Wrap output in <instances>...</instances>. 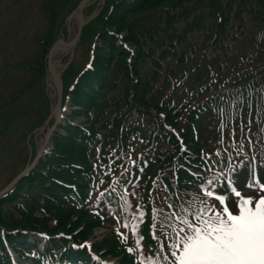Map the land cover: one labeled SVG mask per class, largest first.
Masks as SVG:
<instances>
[{
  "label": "trees",
  "instance_id": "1",
  "mask_svg": "<svg viewBox=\"0 0 264 264\" xmlns=\"http://www.w3.org/2000/svg\"><path fill=\"white\" fill-rule=\"evenodd\" d=\"M57 1L52 4L57 7L52 11V21L61 11ZM65 1L59 0L61 7ZM164 1H111L94 38L101 35L103 46L112 47L113 53L108 57L103 52L94 53L89 67H85L86 60L74 73L68 68L62 74L63 83L71 74L65 90L71 105L80 109L71 110L63 133L55 136L53 150L0 197V233L4 232L19 256L32 264L91 263L85 251L73 250L65 239L54 235L70 234L79 244L93 228L117 223L103 212L108 209L103 199H108V194L115 198L116 194H103L99 189L109 175L116 173L111 181L120 177L122 159H115L111 153L101 154L121 149L118 144L128 139L127 129H136L137 137L133 150L123 158L128 160L132 152L134 159L143 155L147 174L175 172L186 157L197 162L210 186L226 174L242 193L248 192L250 181L253 186L257 180L264 184V0H196L169 13L155 14ZM178 3L175 0L171 7ZM131 20L138 22L130 27ZM123 29L124 40L134 45L141 63L142 59L151 63L155 60L162 67L158 75L150 72L134 76V65L127 63L124 48L108 45L110 41L115 43L112 36ZM192 30L201 32V45L191 46L197 44L189 35ZM179 40H188L189 45L177 48ZM170 44L172 50H168ZM147 116L148 121L143 122ZM78 117L82 120L74 124ZM176 131L189 151L182 156ZM175 173L179 176L176 183L166 180L173 193L165 194L160 186L151 188L148 181L138 188L139 196L123 205L135 211L138 219L146 220L141 226H126V250L114 237L96 245L100 252L118 257L119 264H132L139 255H132L129 249L135 248L139 254L143 245L150 257L166 259L175 244L171 242L184 228V211L191 224L196 216L205 219L211 213L207 209L213 207L187 184L188 173L180 169ZM222 185L226 188L224 180ZM154 201L161 205L155 219L147 218L148 209L134 208L136 203L151 207ZM5 208L8 210L3 211ZM92 209L99 210L100 215L90 214ZM43 212L49 218L36 216L45 215ZM148 220H157L160 238L156 243L148 235ZM81 223L83 229L78 232L75 229ZM13 230L47 232L51 239L45 254H33L26 237L19 232L10 234ZM2 246L0 237V264H11Z\"/></svg>",
  "mask_w": 264,
  "mask_h": 264
},
{
  "label": "rangeland",
  "instance_id": "2",
  "mask_svg": "<svg viewBox=\"0 0 264 264\" xmlns=\"http://www.w3.org/2000/svg\"><path fill=\"white\" fill-rule=\"evenodd\" d=\"M79 1L80 0H66L64 6L61 7V3L59 4L58 0L57 6H59L58 9L61 11L57 12L58 18L52 21V11L57 9V7L52 4H55L56 0H0V190L8 184L7 182L13 174L20 173L23 168L29 164V161L35 154V148L39 149L41 147L44 137L43 132L41 133L38 130L34 136L30 134V139L27 138V135L42 118L49 117L50 111L55 108L57 101L56 93L50 86L52 83L47 79L45 57L51 45L57 40L59 41V39H62L65 42L70 40L69 38L71 36H69V29H71L70 25L73 23L76 27L77 16L73 14V12ZM111 1L112 0H89V3L83 9L81 34L74 46L72 57H70V47L69 49L68 47L64 48L65 51L58 56L61 65L70 58L69 63L65 66L64 72L70 68L71 73H74L80 66L82 67L85 61L88 60L87 58L91 55L92 49H94V53L97 55L103 52L107 57L109 54L113 53L114 50L112 51V47L107 45L103 46L105 41H102V38H100L102 37L101 35L100 37L94 38L96 36V31L102 27L101 17L103 18L106 14L107 6ZM157 1L151 0V3L154 4ZM172 3H175V0L164 1L158 7L155 14H162L166 12L165 10H169L167 11L169 13L170 10H176L180 5L186 3L195 4L196 0H179L178 5L175 4L171 7ZM137 22L138 21L133 22V20H131L129 22L130 27ZM74 29L72 31H74ZM71 33L73 34V32ZM107 34L109 36L114 35L110 32H107ZM189 35H192L197 40V44L191 46L201 45L202 36L199 30H192ZM73 36L75 35L73 34ZM125 36L126 30L123 29L117 36H112L115 43L110 41L108 45L114 46L115 44V46L127 48H124L125 54H127V63H133L135 69L134 76H138L139 74V76H141L142 74H149L150 72L158 75L162 67L156 65L154 63L155 60L151 63L149 59H142L141 63L140 54L137 56L136 48L134 45L124 40ZM93 43L96 45L92 46ZM188 45V40H179L176 46L177 48H183ZM172 48L173 45L170 44L168 50H172ZM175 52L176 50L171 51V54H175ZM115 58L120 61V58ZM129 59L130 61H128ZM41 63L43 65H41ZM64 72L62 74H64ZM65 78V83H63L61 89V106L65 105L63 102L67 100V96H65L67 94L65 85L70 81L71 74ZM75 109L80 108L66 103V109L64 111L66 115L65 118H69L71 110L73 111ZM81 118L82 117H78L74 121L80 122L82 120ZM144 118L149 119L148 116ZM64 121L65 120H61L60 126L64 125ZM58 133H63L60 128L54 132L51 139L48 140V145L46 146L47 150L50 148L53 150L54 136H58ZM29 146L31 148H29ZM110 157L111 156L107 159H110ZM110 172H113V170H110ZM115 174L109 175L107 177L109 179L104 183L102 182L103 186L99 189L100 192H103L111 182V177H114ZM132 188L133 186L130 185V189ZM262 194H264V192L261 191L254 194H251V192H241V196L253 197L254 199ZM205 196L212 200L210 207H213L216 211L222 210L223 205L219 208L216 207L219 201H217L214 196H208L207 194H205ZM238 199L239 198L235 196L229 201L227 206H229L230 210L232 202ZM123 202V197L117 196L105 205L108 209H104L103 211L107 219L118 220L116 224H111V227L106 225L102 227L97 226L92 229V233L88 238L81 241V243H86L89 248H92L94 254L99 256L102 261L105 260L106 264H119V261L118 257L111 255L105 256V252H100L97 249L96 245L98 243L101 244L104 238L109 240L116 237L119 245L121 244L124 250H126L123 244L124 238L121 232L120 220H125V217L129 216L121 210ZM136 204V206L140 205V203ZM155 208L156 204L153 202L151 205L153 212ZM6 210L8 209H3V211ZM118 210L120 211L116 212ZM43 213L45 215H39V213L36 216L40 218L49 216L46 215L45 212ZM90 214L95 216L100 215L99 210L94 211L93 209L90 211ZM211 215L212 212L207 215V219ZM75 216L76 215L71 216V218L73 217L72 220ZM51 220L52 219H50L49 222H51ZM78 221L79 220H75V222ZM82 229L83 226L81 223L75 230L79 232ZM28 239L32 240V237ZM12 251L14 250L12 249ZM132 260V264H136L134 259Z\"/></svg>",
  "mask_w": 264,
  "mask_h": 264
},
{
  "label": "snow or ice",
  "instance_id": "3",
  "mask_svg": "<svg viewBox=\"0 0 264 264\" xmlns=\"http://www.w3.org/2000/svg\"><path fill=\"white\" fill-rule=\"evenodd\" d=\"M256 184L264 192V184L258 180ZM246 186L253 187V183L250 181ZM232 191L239 199L232 202L231 210L225 204L226 196L216 194L219 186L214 185L207 195H215L219 201L216 207L223 205L222 210L208 208L212 215L201 221V227L184 221L188 235L179 237L182 243L179 254L172 251L176 264H264V194L254 199Z\"/></svg>",
  "mask_w": 264,
  "mask_h": 264
},
{
  "label": "water",
  "instance_id": "4",
  "mask_svg": "<svg viewBox=\"0 0 264 264\" xmlns=\"http://www.w3.org/2000/svg\"><path fill=\"white\" fill-rule=\"evenodd\" d=\"M89 0H81L79 2V4L77 5L76 9L74 10L73 14H75L77 17V21H78V24H77V32L74 36V38L69 41V42H63V41H57L53 44V46L50 48L49 50V53L47 55V72L52 76L53 78V81H54V87L56 88V93H57V101H56V109L53 110L50 114V117H54V122L52 124V126L47 130L46 134H45V137H44V143L41 147V150H39L36 154V157L34 159V161L29 165V166H26L24 168V170L22 172H20L16 178H14V180L2 191L0 192V195L2 193H4L6 190H8L9 188H11L14 183L20 179L21 177H23L24 175L27 174V172L32 169L34 167V165L37 163L38 161V158L40 156V153L42 152V150L44 149V147L46 146V143L48 142L49 139H51L52 137V134L53 132L55 131L56 127L58 126V123H59V120H60V111L58 109L59 107V103H60V95H61V78H60V74H61V70L59 72H55V71H52L51 69V63H50V59L52 57V55L54 54V52H56L57 50L60 49V46L62 45H67L70 47V50H71V54L73 52V48L79 38V35H80V31H81V28H82V25H83V21H82V9L83 7L86 5V3L88 2ZM65 67V65L62 67V69ZM50 117L46 120V122L44 123V125H47L48 123V120L50 119Z\"/></svg>",
  "mask_w": 264,
  "mask_h": 264
},
{
  "label": "bare ground",
  "instance_id": "5",
  "mask_svg": "<svg viewBox=\"0 0 264 264\" xmlns=\"http://www.w3.org/2000/svg\"><path fill=\"white\" fill-rule=\"evenodd\" d=\"M74 27H75L74 23L70 25V28H71V29H70V32H73L72 30L74 29ZM62 52H64V50L56 51V52H54V54L52 55V57H51V59H50L51 69H52V71L55 70V66H56V64L58 63V56H59V54L62 53ZM50 77H52V76H50Z\"/></svg>",
  "mask_w": 264,
  "mask_h": 264
}]
</instances>
